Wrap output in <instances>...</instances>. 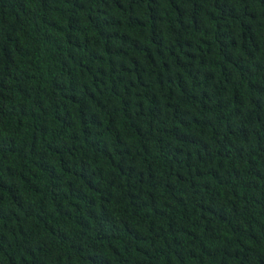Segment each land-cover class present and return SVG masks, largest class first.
<instances>
[{
    "label": "trees",
    "instance_id": "trees-1",
    "mask_svg": "<svg viewBox=\"0 0 264 264\" xmlns=\"http://www.w3.org/2000/svg\"><path fill=\"white\" fill-rule=\"evenodd\" d=\"M0 264H264V0H0Z\"/></svg>",
    "mask_w": 264,
    "mask_h": 264
}]
</instances>
